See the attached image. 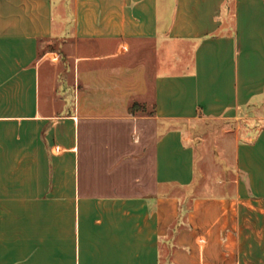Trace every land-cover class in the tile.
Segmentation results:
<instances>
[{"label":"crops","instance_id":"crops-1","mask_svg":"<svg viewBox=\"0 0 264 264\" xmlns=\"http://www.w3.org/2000/svg\"><path fill=\"white\" fill-rule=\"evenodd\" d=\"M0 264H264V0H0Z\"/></svg>","mask_w":264,"mask_h":264},{"label":"rangeland","instance_id":"rangeland-1","mask_svg":"<svg viewBox=\"0 0 264 264\" xmlns=\"http://www.w3.org/2000/svg\"><path fill=\"white\" fill-rule=\"evenodd\" d=\"M149 45L146 42L143 43H137L132 45V52L129 54L130 62L132 65L135 67L136 75L140 79V86H143L144 82L142 79V76L145 72L149 74H153L154 72V65L149 61L150 57H145L140 59L139 53L137 52L140 48H146V46ZM83 48L86 47L88 49L96 47L95 45L92 44H83L81 45ZM64 46L62 45V40H52L48 45L45 46V50H55L59 51L62 49ZM144 56H148V53H144ZM82 67V66H81ZM80 67V68H81ZM84 67V66H83ZM142 67V68H141ZM69 70V66L67 68ZM41 80H42V85H44V79L46 77L47 72L46 71H41ZM69 80H68V94L69 96H73L74 94L82 91V87L85 84L84 80L82 78H79V80H74L72 79L73 72L69 73ZM68 74V75H69ZM106 84V81L104 82ZM134 83V84H133ZM98 84V83H97ZM147 84V83H145ZM135 82L132 81L131 85V91L136 92L137 88L135 87ZM149 85V84H148ZM99 87V86H98ZM98 87H96V91L102 92ZM105 90V89H104ZM43 92V91H42ZM83 92V91H82ZM135 93H132V96L129 100V102L124 99L123 104L121 105H96L94 108V111H99L101 113H108L112 111H124V112H138V113H145L149 114L152 113V101H144V102H138L136 98ZM85 95V93H84ZM71 96V97H72ZM83 96V93L80 94V98ZM98 97V95H97ZM151 98V95H149ZM113 101L114 99L111 98ZM137 100V101H136ZM192 131L193 135L197 143L199 144V151H198V166L202 168V170H205L206 172L209 171H214L217 173V167L216 164L219 161L224 162L227 165L232 164V154L226 151V148L231 146V141L227 140L226 141V136H228L232 128L235 127L234 122H230L227 120H222V119H199L195 120L192 124ZM228 133L227 135H225ZM220 150L222 151L220 155ZM214 167V168H212Z\"/></svg>","mask_w":264,"mask_h":264}]
</instances>
